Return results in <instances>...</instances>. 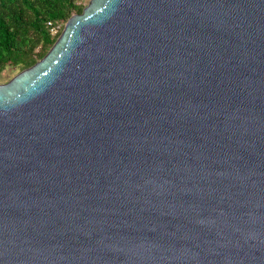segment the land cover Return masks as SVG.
<instances>
[{
  "label": "water",
  "instance_id": "obj_1",
  "mask_svg": "<svg viewBox=\"0 0 264 264\" xmlns=\"http://www.w3.org/2000/svg\"><path fill=\"white\" fill-rule=\"evenodd\" d=\"M0 264H264V0H91L0 84Z\"/></svg>",
  "mask_w": 264,
  "mask_h": 264
},
{
  "label": "trees",
  "instance_id": "obj_2",
  "mask_svg": "<svg viewBox=\"0 0 264 264\" xmlns=\"http://www.w3.org/2000/svg\"><path fill=\"white\" fill-rule=\"evenodd\" d=\"M78 0H0V72L26 70L55 43L49 23L65 22L83 7Z\"/></svg>",
  "mask_w": 264,
  "mask_h": 264
},
{
  "label": "rangeland",
  "instance_id": "obj_3",
  "mask_svg": "<svg viewBox=\"0 0 264 264\" xmlns=\"http://www.w3.org/2000/svg\"><path fill=\"white\" fill-rule=\"evenodd\" d=\"M91 0H78L77 5L80 7H83V11L85 8H87L90 4ZM83 11L81 13H76L74 12L72 14V16L77 15V14H82ZM71 16V17H72ZM70 17V18H71ZM70 18L65 21V22H57L56 23V29H57V33H53L50 29V34L53 38H55V43L59 40V38L61 37L66 24L68 23V21L70 20ZM55 43L50 47V50L54 47ZM50 50L48 51V53L50 52ZM47 53V54H48ZM46 54V55H47ZM45 55V56H46ZM44 56V57H45ZM43 57V58H44ZM42 58V59H43ZM42 59H40L38 62H40ZM37 62V63H38ZM23 70H21L20 68L16 67V68H12V67H7L4 71L0 72V84H6L9 81H11L15 76H17L18 74H20Z\"/></svg>",
  "mask_w": 264,
  "mask_h": 264
},
{
  "label": "built area",
  "instance_id": "obj_4",
  "mask_svg": "<svg viewBox=\"0 0 264 264\" xmlns=\"http://www.w3.org/2000/svg\"><path fill=\"white\" fill-rule=\"evenodd\" d=\"M48 25L53 33H57L56 23L50 22Z\"/></svg>",
  "mask_w": 264,
  "mask_h": 264
}]
</instances>
